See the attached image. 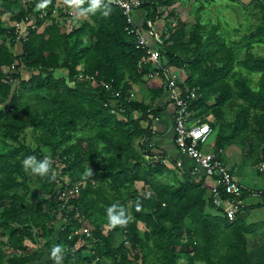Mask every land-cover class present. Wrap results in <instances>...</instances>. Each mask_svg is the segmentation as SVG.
Here are the masks:
<instances>
[{
	"label": "trees",
	"instance_id": "16d2710c",
	"mask_svg": "<svg viewBox=\"0 0 264 264\" xmlns=\"http://www.w3.org/2000/svg\"><path fill=\"white\" fill-rule=\"evenodd\" d=\"M172 1L143 0V28H148L145 20L163 17ZM255 1L264 12V0ZM89 2L82 0L79 7ZM41 3L43 7H37ZM102 4L110 9L107 15L100 9L82 20L73 15V27L68 31L61 30L49 17L41 30L31 29L19 40L12 24L4 25L3 13L10 14L12 23L33 19L41 24L48 20L53 1L0 0V234L5 238L0 240V264H54L50 251L55 244L63 247V264H83L80 253L75 257L73 249L84 250L93 238L70 235L83 223L98 238L92 248L84 250L86 264H92L96 257L95 264H178L180 258L186 264H264V245L251 250L247 244V233L264 220L249 221L242 213L245 206L234 220H229L212 203L211 192L202 182L184 177L160 154L152 152L149 115L153 117L156 111L143 97L137 100L126 96L131 83L138 80L160 77L163 85L156 88L152 99L167 89L166 83L160 75L148 76L150 69H157L153 63L139 67L144 50L136 48L135 36L125 29L127 22L121 9L109 0H102ZM42 9L47 16L40 17ZM172 11L164 15L163 25L174 28L169 33L161 28L164 40L159 49L165 65L185 72L193 70L185 80L177 77L183 92L194 89L196 94L190 101V121L199 119L212 127L219 123L216 151L252 127L263 136L264 109H258L257 102L264 100V56L247 52L241 59L243 67L262 72L258 89L231 73L234 50L221 40L215 48L210 46L213 32L204 39L198 32L192 36L196 48L192 61L190 55L179 52L178 37L184 31L181 26L176 28L179 24L172 19ZM259 31L264 33V29ZM212 50L208 65L195 74L194 63L200 64ZM21 68H32L28 78L22 77ZM58 68H65L67 77L55 76ZM228 75L233 77V84L226 80ZM232 98L249 104H234ZM227 103L234 104L235 114L223 121L222 110ZM251 107L255 111L251 112ZM27 127L36 133L34 147L21 142V132ZM79 129L86 131L81 136L84 146L71 141ZM138 138H142V144H136ZM9 140L16 144H9ZM29 154L39 159L47 157L50 173L40 176L26 171L23 159ZM54 160L62 163L58 172ZM166 175L171 179L165 180ZM64 176L77 181L79 194L59 209L55 190L58 177ZM140 181L142 186L137 187ZM258 190L262 195L255 197L259 200L254 207L264 206V189ZM31 192L40 195V201L47 205L37 206L29 198ZM113 203L127 210L126 223H109L106 209ZM57 219L63 220L59 228L54 226ZM139 223L144 225L142 231ZM100 224L109 225L110 233L103 234ZM117 232L126 235L130 246L123 240L113 242L111 237ZM38 234L45 239L42 248L37 244ZM78 240L83 243L78 244ZM133 246L138 247L139 254L132 252ZM42 250H47V258ZM109 255L112 258L106 261Z\"/></svg>",
	"mask_w": 264,
	"mask_h": 264
},
{
	"label": "rangeland",
	"instance_id": "374dc122",
	"mask_svg": "<svg viewBox=\"0 0 264 264\" xmlns=\"http://www.w3.org/2000/svg\"><path fill=\"white\" fill-rule=\"evenodd\" d=\"M66 3V2H65ZM68 7H75L76 5L74 3L70 4L69 1L67 2L66 6L64 7L65 10ZM260 7L257 5V2L255 0H173L170 4L167 5V9H165L164 15H167L170 10L172 11V19H174V22H178L179 25L183 28L184 33L181 34L178 37V49L181 53H187V55H190V60L194 61L196 57V51L195 46L192 45V36L195 34V32H198L199 34L203 35V39L207 38L208 34L213 32L215 38L213 41H211V45L213 48H215V45L218 44L217 41L221 40L222 43L227 46L231 47L234 50L235 53V63L234 67L231 70V73L234 72L235 74L239 75L240 78H245L248 85L253 87L254 89H258L262 86L261 81V74L260 71L255 70H248L247 67H243L241 64V59L243 56L249 52L252 54V56L261 55L264 56V33L260 32L259 30L264 29V12L259 9ZM63 13L62 10L60 12H51L50 16H48V20L43 21L41 24H37V29L41 30L45 24L49 22V17H52L56 23H58L59 27L61 26V30L68 31L73 27V20L70 18V21L65 23L63 26L60 25V18L59 14ZM164 15L163 17L159 18L157 21V28L161 30H172L168 25L164 26ZM10 14L8 12H4L3 22L4 25L7 23V25L12 24L11 19H9ZM75 16V14H74ZM84 16L78 15V9L76 10V18L77 20H82ZM37 21V20H36ZM65 22V21H64ZM200 24V27L196 28V25ZM159 25V26H158ZM163 25V27H161ZM16 50V47L14 48ZM188 52H191L190 54ZM214 53V51L209 52V56H205L200 60V64L198 62H195L193 65V68L195 70V74H197L198 70L200 68L205 67L207 64L208 58ZM192 58V59H191ZM199 65V66H198ZM208 65V64H207ZM7 70V68H5ZM22 73L23 78H28L30 76V73L32 71V68H24L20 69ZM181 68H175L173 66V71L175 72L176 76L179 80H185L188 75L189 71L192 70L189 68L185 71H181ZM193 71V70H192ZM55 76H63L67 77V70L65 68H58L56 69ZM226 80L233 84L234 80L233 77L228 75L226 77ZM131 89L129 90L126 97L130 99H137L141 100L142 97L144 98L145 102H150L152 100L151 98V91L149 90V86H151L150 81H142L138 80L131 83ZM157 88V87H156ZM156 98V97H155ZM232 101H234V104L236 102H242L243 104H249L247 100H242L240 98H232ZM112 104L116 103V99H112ZM234 104L227 103L225 106H223L222 110V120L226 119H232L234 117ZM258 109L262 108L264 109V100L260 99L257 102ZM255 111L254 107H251V112ZM136 116H139V113H135ZM209 117L213 119L214 115L209 111ZM86 133L85 130H77L74 132L73 137L71 138V141H78L82 146L85 145L83 139L81 136H83ZM21 142H23L25 145H30L34 147L36 145V133H34L31 129V127L25 128L21 132ZM256 139H253L251 137H246V144H249L248 148H260L261 144H264V135L262 136V139L260 140L259 146L257 147V143L255 142ZM259 141V140H258ZM136 144H142V138L136 139ZM9 144L14 145L16 143L8 141ZM11 147V146H10ZM50 153V152H48ZM57 164L54 166L55 172H58L61 170L62 163H60L58 160ZM54 160V162L56 163ZM256 163V162H255ZM257 167V166H256ZM255 166L251 167L252 170V178L247 179V183L254 184V181L258 180L259 182H256L254 186L256 188L254 189H264V172L259 173V168L256 169ZM65 179L58 177V180H69L67 177L64 176ZM179 178V175H178ZM165 180H170V175H166L164 177ZM137 187L142 186V182H137ZM258 187V188H257ZM57 189V188H56ZM56 191V190H55ZM45 197H49V195H46ZM29 198H32V200L37 204V206L45 207L47 205L46 201H40V195L37 193H29ZM251 213L248 220L249 221H262L264 219V216L262 213H264V208H255L253 211L244 209L242 212L243 214ZM248 216V215H247ZM62 219H57L54 222L55 228H59L62 224ZM90 222V221H89ZM140 230L142 231L144 229L143 223H139ZM90 226H93V223L90 222ZM100 230L103 232V234H109L110 229L109 225L107 224H100L99 225ZM252 231L247 233V244L248 248L255 249L258 248L261 245H264V223L260 222L252 227ZM255 232V233H252ZM142 234V232H141ZM96 236V235H94ZM37 244L40 248L44 245L45 239L41 237L40 234L36 236ZM97 237V236H96ZM114 243H119L120 241H124L127 245L131 244L129 240L126 238L125 234H120L119 232L113 234L111 237ZM0 240H5L4 236L0 234ZM82 240H78V244H80ZM83 243V242H82ZM81 243V244H82ZM255 244V245H254ZM88 247H84V250L87 252L90 247L94 245V240L88 242ZM130 246V245H129ZM81 248L80 250L76 247L73 249L74 256L77 257L80 253L81 255V262L83 264H86L87 257H82L83 254L86 255V252ZM79 251V252H77ZM138 253V247L133 246L132 252ZM91 252H94L93 249H91ZM46 257L48 256L47 250L41 251ZM47 258V257H46ZM112 256L109 255L106 257V261L111 260ZM139 260V257H137ZM45 260V259H44ZM44 263V262H43ZM91 263V262H90ZM89 264V263H88ZM93 264V261H92ZM178 264H186V260L184 258L179 259ZM198 264V263H196Z\"/></svg>",
	"mask_w": 264,
	"mask_h": 264
},
{
	"label": "built area",
	"instance_id": "2783aa9c",
	"mask_svg": "<svg viewBox=\"0 0 264 264\" xmlns=\"http://www.w3.org/2000/svg\"><path fill=\"white\" fill-rule=\"evenodd\" d=\"M53 1L51 12H60V25L70 21L71 16L75 14V7L65 6L69 0H50ZM114 5L118 6L126 17L125 29L128 33L135 36L136 48L144 50L138 63L141 67L146 62L153 63L157 69H150L148 76L160 75L163 77L167 89L170 93V100L175 105V115L173 122L174 141L179 150L191 156L203 168L206 176L214 180V186L211 190L212 203L221 208L225 216L229 220H234L243 206L242 194L245 193L251 197H260L262 190L252 189L238 181L230 168L223 160L211 151H206L202 148L213 135L214 128L207 122H201L199 119L190 121V101L196 97L194 89L182 91L178 86L177 76L169 65H165L161 60L159 46L162 47L164 38L161 36L160 29L157 28V23L151 19L145 20L147 29L143 28L142 23H137L135 11L140 9L143 0H109ZM66 2V3H65ZM40 17L47 16V11L42 9L39 12ZM144 18V16H143ZM142 18V21L144 19ZM65 21V22H64ZM15 38L25 37L31 29H37V23L33 19L29 22L24 20L15 21L12 23ZM38 30V29H37ZM10 33V30H7ZM150 37V39H149ZM20 40V39H19ZM258 168L264 172V148L261 153ZM56 205L59 209L64 208L69 199L77 197L79 187L77 181L60 180L56 189ZM82 222V218L78 217ZM77 234L79 237L82 234L91 236L93 240H97L91 234L89 226L83 225L74 230L70 235ZM94 241V242H95ZM97 257L93 259L95 264Z\"/></svg>",
	"mask_w": 264,
	"mask_h": 264
},
{
	"label": "crops",
	"instance_id": "0c3cea01",
	"mask_svg": "<svg viewBox=\"0 0 264 264\" xmlns=\"http://www.w3.org/2000/svg\"><path fill=\"white\" fill-rule=\"evenodd\" d=\"M143 16V8L135 11V18L137 20V23L141 24ZM149 81L151 83V86H149L151 95L157 94L156 87L163 85L160 77L152 76ZM149 103L156 111V114L153 117L149 115L151 117V134L148 137V141L152 146V152L154 154H160L165 159V162L169 167L174 169L176 172H179L184 177L192 178L195 181L202 182L203 186L207 189V192L210 193L212 187L214 186V180L206 176L203 168L197 163L196 160H194L186 153L181 152L174 141L173 122L175 115V105L170 100V93L168 89L164 88L163 92L156 96V98L152 99ZM195 111L197 110L195 109L193 112L195 113ZM194 120L196 119H192V121ZM143 124H145V122H143ZM218 126L219 123L213 126L214 133L211 138L205 144H203L202 148L206 151H215L216 154L223 160V162L231 169L238 181L245 184L249 188H256L254 184L256 182H259L258 180L254 181L253 185L247 183L246 181L247 179L252 178L251 167L257 166L256 169L258 168L261 151L264 147V144L260 143V140L262 139V133L260 131L258 132L257 128L255 129L254 127H252L249 130L235 136L232 139L231 143L216 151L215 137ZM246 137L256 139L255 142L257 143V147L259 146V143L261 144V147L248 148L249 144L245 143ZM258 200L259 199L245 194L243 197V206L247 207L246 209L251 211H253L255 208H264V206H252L255 205ZM250 214L251 213L245 212L246 217H249ZM262 215L264 216V213H262ZM30 264L39 263L34 261Z\"/></svg>",
	"mask_w": 264,
	"mask_h": 264
},
{
	"label": "clouds",
	"instance_id": "9594fccd",
	"mask_svg": "<svg viewBox=\"0 0 264 264\" xmlns=\"http://www.w3.org/2000/svg\"><path fill=\"white\" fill-rule=\"evenodd\" d=\"M69 3H74L77 6L79 16H87L90 13H95L98 9H100L104 15H107L110 11L107 5L102 4V0H90L85 7H79L82 0H69ZM37 7H43V4H37ZM23 166L26 171H30L31 173L38 174L40 176H45L50 173L51 162L47 157L39 159L35 154H29L24 157ZM51 175L55 176V173L52 172ZM126 211L127 210L121 205H117L115 203L109 205L106 209L109 223L113 226L126 223ZM50 256L54 260V264H63L64 253L62 245H53L50 251Z\"/></svg>",
	"mask_w": 264,
	"mask_h": 264
}]
</instances>
